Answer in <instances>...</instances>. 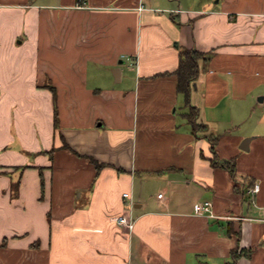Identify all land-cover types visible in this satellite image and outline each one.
<instances>
[{
  "label": "crops",
  "instance_id": "1",
  "mask_svg": "<svg viewBox=\"0 0 264 264\" xmlns=\"http://www.w3.org/2000/svg\"><path fill=\"white\" fill-rule=\"evenodd\" d=\"M263 218L264 0H0V264H264Z\"/></svg>",
  "mask_w": 264,
  "mask_h": 264
},
{
  "label": "trees",
  "instance_id": "2",
  "mask_svg": "<svg viewBox=\"0 0 264 264\" xmlns=\"http://www.w3.org/2000/svg\"><path fill=\"white\" fill-rule=\"evenodd\" d=\"M207 56L206 52L194 49V48H185L180 51L179 55V64L178 67L172 72L177 76V89L178 91L184 93L186 102L190 103V92L192 87V82L196 78L200 70V61L201 59ZM197 109L195 106H190V111L188 116L190 121L194 124L195 129L204 127L203 124L197 122ZM55 125H58V109L55 108ZM212 140V149L214 152V159L212 162L214 165H222L229 169V171L234 174L236 170L234 159H224L222 161L216 160V151H215V139L214 136H209ZM64 147H70V145L65 141ZM92 162L95 164L96 168L100 170L105 164L99 162L96 158L90 157ZM242 252V251H241ZM241 252L237 248L232 250V260L228 261L227 264H234L237 259L240 257Z\"/></svg>",
  "mask_w": 264,
  "mask_h": 264
},
{
  "label": "built area",
  "instance_id": "3",
  "mask_svg": "<svg viewBox=\"0 0 264 264\" xmlns=\"http://www.w3.org/2000/svg\"><path fill=\"white\" fill-rule=\"evenodd\" d=\"M79 5L80 6L83 5V3L82 2H79ZM259 189H260V183L257 182V183L254 184L253 187L250 188V192L255 193ZM129 195H130L129 192H125L124 193V196H129ZM159 196L162 197L163 196V193H160ZM212 206H213V202L210 201V200H206V201L199 202L196 205V210L199 213L210 212L211 215H215L212 212ZM116 219L118 220L119 223L124 224V225H127L129 228H132L133 227V223H134L133 220H131L125 214L118 215ZM262 220H264V218Z\"/></svg>",
  "mask_w": 264,
  "mask_h": 264
},
{
  "label": "water",
  "instance_id": "4",
  "mask_svg": "<svg viewBox=\"0 0 264 264\" xmlns=\"http://www.w3.org/2000/svg\"><path fill=\"white\" fill-rule=\"evenodd\" d=\"M251 137L245 139L244 143L242 144L243 148H248V142L250 141Z\"/></svg>",
  "mask_w": 264,
  "mask_h": 264
}]
</instances>
